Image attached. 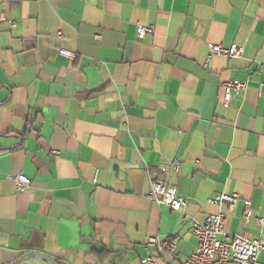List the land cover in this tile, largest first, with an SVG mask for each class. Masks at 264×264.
<instances>
[{
	"label": "crops",
	"instance_id": "obj_1",
	"mask_svg": "<svg viewBox=\"0 0 264 264\" xmlns=\"http://www.w3.org/2000/svg\"><path fill=\"white\" fill-rule=\"evenodd\" d=\"M0 13V264H172L148 238L188 258V218L218 213L221 194L242 198L226 232L264 241V0H0ZM219 44L243 56L206 69ZM228 80L247 89L225 107ZM154 180L184 213L147 197Z\"/></svg>",
	"mask_w": 264,
	"mask_h": 264
},
{
	"label": "built area",
	"instance_id": "obj_2",
	"mask_svg": "<svg viewBox=\"0 0 264 264\" xmlns=\"http://www.w3.org/2000/svg\"><path fill=\"white\" fill-rule=\"evenodd\" d=\"M7 22L4 13H0V23ZM10 28L16 27L15 22H9ZM154 34V27L139 25L137 35L144 39ZM60 54L67 58L74 59L76 54L68 51H61ZM215 56L227 59H239L243 56V47L237 45L223 46L210 45L209 54L205 62V68L209 69L212 59ZM259 67L258 70H261ZM221 90L223 91L222 103L229 107L235 95L246 91L247 83L239 80H228L222 82ZM261 92L264 90V84L260 87ZM172 169L178 172L180 163L172 165ZM163 172L167 168H162ZM18 190L29 189L32 186L30 178L24 174L11 176ZM151 201L160 206H165L173 212L184 213L189 207V201L182 197L175 187L162 181H151L150 191L147 196ZM242 198L238 194H221L208 201L212 207L219 209L218 213L210 214L204 222L194 218H188L194 237L197 239V248L195 252L180 260L177 254V247L174 241L161 240L157 237L148 238L145 245L152 248L158 255H166L172 264H264L259 259L261 251L264 249V241L260 239H249L244 236H232L226 232L227 214L232 212ZM245 207L244 219L250 221L253 217L251 202L243 200ZM186 218V216H185ZM255 222L259 226L264 225V217L256 218ZM143 264H157L154 255L150 254L143 261Z\"/></svg>",
	"mask_w": 264,
	"mask_h": 264
},
{
	"label": "water",
	"instance_id": "obj_3",
	"mask_svg": "<svg viewBox=\"0 0 264 264\" xmlns=\"http://www.w3.org/2000/svg\"><path fill=\"white\" fill-rule=\"evenodd\" d=\"M32 259H36V260H40L46 264H58L54 259L45 256L43 254H38V253H28L25 254L23 256H21L18 260H16L15 262H13L12 264H21L23 262H26L28 260H32Z\"/></svg>",
	"mask_w": 264,
	"mask_h": 264
}]
</instances>
